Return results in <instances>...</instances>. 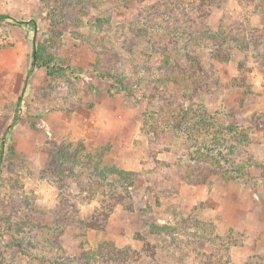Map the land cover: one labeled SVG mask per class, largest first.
I'll list each match as a JSON object with an SVG mask.
<instances>
[{
    "label": "rangeland",
    "instance_id": "1",
    "mask_svg": "<svg viewBox=\"0 0 264 264\" xmlns=\"http://www.w3.org/2000/svg\"><path fill=\"white\" fill-rule=\"evenodd\" d=\"M2 15L0 264H264V0ZM35 35L68 68L33 67ZM101 152L132 187L86 165Z\"/></svg>",
    "mask_w": 264,
    "mask_h": 264
},
{
    "label": "trees",
    "instance_id": "2",
    "mask_svg": "<svg viewBox=\"0 0 264 264\" xmlns=\"http://www.w3.org/2000/svg\"><path fill=\"white\" fill-rule=\"evenodd\" d=\"M7 16L2 15L0 16V24L3 23V21L6 19ZM36 21L35 20H30V21H14L15 25H25V24H30L33 27L35 26ZM212 36L218 37L220 35V32H215L211 34ZM229 44L236 46L237 49L239 50H244V44H241V39L237 38V39H233V40H229ZM213 52V50H212ZM33 67H45L48 71V73L52 76L54 74H56L58 72V69L60 70H65V68L68 67H64L63 65H61L59 62L56 61V57L54 55H52L51 53H49L47 51L46 48L43 47L42 44H34L33 47ZM30 73L33 72V68L31 67ZM121 83L123 84V82L121 81ZM20 100V98H19ZM16 115H15V121L17 120L19 114H20V104H18V107L16 109ZM7 132H5L4 134V138L7 137ZM72 143H69V146H71ZM84 147V146H83ZM60 156H62V151H60ZM80 152V150L78 149H74V152L70 153V156H66V158L68 159H73L75 162V164L78 162L82 161L80 159H78V153ZM2 155H3V151L2 148H0V162L2 159ZM104 156V152H101V155L97 153V163H93L95 156H91L90 161L88 163H86L87 166H92L94 164V169L96 172H99V174L97 175L99 178L102 179H109V178H113V180L117 183L118 186H121L122 188L125 189H129V187H132L133 185V172L131 171H127L123 168H121L120 166L113 164V165H109L106 164L104 162V160H102ZM83 164V163H82ZM168 226L167 225H153V228L151 230V232L157 233L158 231L160 232L161 230H168ZM113 253L117 252L112 251ZM111 253V252H110Z\"/></svg>",
    "mask_w": 264,
    "mask_h": 264
},
{
    "label": "water",
    "instance_id": "3",
    "mask_svg": "<svg viewBox=\"0 0 264 264\" xmlns=\"http://www.w3.org/2000/svg\"><path fill=\"white\" fill-rule=\"evenodd\" d=\"M37 32V24L35 23V33ZM33 42L34 44L36 43V35L33 38Z\"/></svg>",
    "mask_w": 264,
    "mask_h": 264
}]
</instances>
